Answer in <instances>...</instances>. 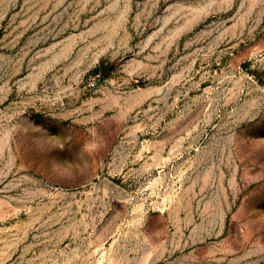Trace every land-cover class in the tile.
Here are the masks:
<instances>
[{"label": "rangeland", "instance_id": "rangeland-1", "mask_svg": "<svg viewBox=\"0 0 264 264\" xmlns=\"http://www.w3.org/2000/svg\"><path fill=\"white\" fill-rule=\"evenodd\" d=\"M0 264H264V0H0Z\"/></svg>", "mask_w": 264, "mask_h": 264}]
</instances>
